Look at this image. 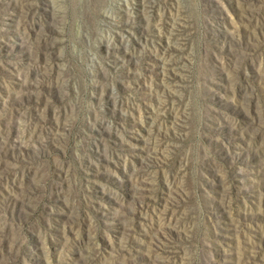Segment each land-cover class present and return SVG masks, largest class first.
Instances as JSON below:
<instances>
[{
    "label": "rangeland",
    "instance_id": "rangeland-1",
    "mask_svg": "<svg viewBox=\"0 0 264 264\" xmlns=\"http://www.w3.org/2000/svg\"><path fill=\"white\" fill-rule=\"evenodd\" d=\"M167 263L264 264V0H0V264Z\"/></svg>",
    "mask_w": 264,
    "mask_h": 264
},
{
    "label": "bare ground",
    "instance_id": "bare-ground-1",
    "mask_svg": "<svg viewBox=\"0 0 264 264\" xmlns=\"http://www.w3.org/2000/svg\"><path fill=\"white\" fill-rule=\"evenodd\" d=\"M142 3V2H141ZM146 4V3H145ZM155 4V3H154ZM144 5V4H143ZM123 9V8H122ZM120 15V14H119ZM161 15V14H160ZM163 15V14H162ZM172 16V15H171ZM115 18H117V17H115ZM114 19V18H113ZM177 21V20H176ZM159 22V21H158ZM157 22V23H158ZM160 22H161V20H160ZM170 23V22H169ZM155 24V23H154ZM164 25H162V27H163ZM159 27V26H158ZM180 28V27H179ZM163 30V29H162ZM174 31V30H173ZM176 32V31H175ZM171 43V42H170ZM37 44V43H36ZM169 45V44H168ZM167 45V46H168ZM166 46V47H167ZM174 48V47H173ZM164 52V51H163ZM165 53V52H164ZM142 54V53H141ZM145 54V53H144ZM174 54V53H173ZM140 55V54H139ZM48 57V56H47ZM169 59V58H168ZM176 59V58H175ZM165 61V60H164ZM171 63V62H170ZM169 67V66H168ZM173 67V66H172ZM175 67V66H174ZM36 73V72H35ZM42 76V75H41ZM169 81V80H168ZM30 83V82H29ZM173 83V82H172ZM175 83V82H174ZM171 84V83H170ZM25 87V86H24ZM164 88V87H163ZM173 90V89H172ZM167 92V91H166ZM172 92V91H171ZM174 92V91H173ZM170 94V93H169ZM166 99H168V98H166ZM129 100V99H128ZM162 100V99H161ZM161 102V101H160ZM167 102V101H166ZM163 103V102H162ZM26 112V111H25ZM170 113V112H169ZM167 115V114H166ZM175 119V118H174ZM59 126V125H58ZM9 132V131H8ZM10 132H11V130H10ZM14 132V131H13ZM9 134V133H8ZM10 136V135H9ZM3 139V138H2ZM14 139V138H13ZM4 140V139H3ZM7 140V139H6ZM150 175V174H149ZM148 175V176H149ZM152 175H154V174H152ZM145 177V176H144ZM143 178V177H142ZM144 179V178H143ZM147 179V178H146ZM156 180V179H155ZM140 182V181H139ZM156 182V181H155ZM143 183V182H142ZM151 184V183H150ZM142 185V184H141ZM144 188V187H143ZM127 242V241H126ZM124 246V245H123ZM117 247H119V245L117 246ZM126 248V247H125ZM134 248V247H133ZM124 250V249H123ZM79 254H77V256H78V258L81 260V261H87L88 260V258H90V256H91V250H89V249H87L86 247H81L80 249H79V252H78ZM168 255V254H167ZM112 256V255H111ZM160 256V255H159ZM92 257V256H91ZM106 258V257H105ZM168 258V257H167ZM161 259V258H160ZM164 259V258H163ZM99 260H101V259H99ZM111 260V259H110ZM164 261V260H163ZM110 262V261H109ZM108 262V263H109ZM168 264V263H167Z\"/></svg>",
    "mask_w": 264,
    "mask_h": 264
}]
</instances>
